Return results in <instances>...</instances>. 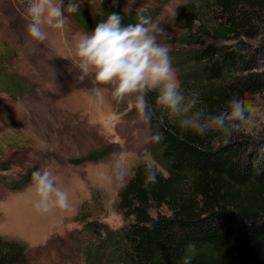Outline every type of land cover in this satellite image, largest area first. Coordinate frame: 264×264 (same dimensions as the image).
<instances>
[{
    "label": "trees",
    "instance_id": "trees-1",
    "mask_svg": "<svg viewBox=\"0 0 264 264\" xmlns=\"http://www.w3.org/2000/svg\"><path fill=\"white\" fill-rule=\"evenodd\" d=\"M95 14L79 10L71 14L81 28L92 30L118 13L123 25L138 15L126 14L99 0ZM167 1V0H163ZM195 12L187 33L180 39L191 47L183 58L190 74L204 81L201 95L205 113L224 108L237 96L249 98L264 91V0H195ZM95 26L87 25L89 18ZM127 22V24H126ZM10 58L0 49V88L21 94L28 83L11 70ZM165 118V126L160 119ZM162 135L159 160L169 176L158 172L156 183L145 185L143 170L120 191L119 209L126 219L118 229L89 226L97 245L88 248V264H264V141L240 132L225 144L220 133L205 137L181 133L166 116L156 119ZM166 127L173 128L176 135ZM183 134L184 139H178ZM193 145L204 147L198 150ZM91 151L87 159L104 157ZM2 169L7 168L1 163ZM31 172L8 187L22 189ZM187 184L188 193L174 194ZM179 197V198H178ZM166 205L169 214L151 210ZM102 248V249H101ZM22 244L0 237V264H24Z\"/></svg>",
    "mask_w": 264,
    "mask_h": 264
},
{
    "label": "rangeland",
    "instance_id": "rangeland-1",
    "mask_svg": "<svg viewBox=\"0 0 264 264\" xmlns=\"http://www.w3.org/2000/svg\"><path fill=\"white\" fill-rule=\"evenodd\" d=\"M193 1L135 0L130 5L128 0H112V5L126 14L133 12L138 19L143 15L157 20L166 32L161 40L171 48L182 88L202 95L207 86L190 74V62L183 54L191 47L180 39L193 18L197 6ZM100 7L99 0H84L80 10L95 14ZM26 8V0H0V49L10 58L11 70L28 83L21 94L0 88V164H7L0 167V237L24 246V264H88V248L97 245L89 226L118 229L133 219H126L119 209L122 188L107 178L110 153L120 145L126 162L135 165L137 154L149 147L159 173L169 176L159 160V143H145L159 132L156 119L166 113L155 104V93L146 97L153 113L150 126L138 122L135 111L124 114L132 99L118 105L106 90L102 98L96 97L90 81H80L70 62L58 56L67 48L55 31L49 30L44 43L28 36ZM94 22L93 17L86 24L94 27ZM92 30L81 28L68 16L69 42L76 33ZM251 98L264 106V91ZM241 132L264 141V117ZM103 149L104 157L84 159L91 151ZM45 165L57 176V186L69 192V209L38 212L31 179L22 189L8 187L10 181ZM187 193V184L174 188L180 198ZM151 212L169 214L170 210L161 205Z\"/></svg>",
    "mask_w": 264,
    "mask_h": 264
},
{
    "label": "clouds",
    "instance_id": "clouds-1",
    "mask_svg": "<svg viewBox=\"0 0 264 264\" xmlns=\"http://www.w3.org/2000/svg\"><path fill=\"white\" fill-rule=\"evenodd\" d=\"M115 3L116 0H113ZM26 31L33 41L44 43L49 40L50 31H55L64 42L66 52L58 56L70 62L78 72L80 81H90L96 97H103L105 90L116 104L132 103L126 107L125 115L135 111L138 122L151 125L153 113L146 99L155 93V104L166 113L181 133L191 132L205 137L209 132L220 133L224 143L243 131L254 120L264 117V106L259 101L234 96L224 108L208 111L198 107L202 104L199 91L186 92L176 75L170 56L171 48L161 38L166 36L162 25L150 16L141 15L134 24L123 25L121 16L112 12L99 22L91 32L76 33L69 42L66 38L68 16L80 10L84 0H26ZM134 4L135 0H128ZM165 126V118L160 119ZM176 135L173 128L166 127ZM159 132L150 135L146 145L159 143ZM183 140L184 135H178ZM198 150L204 147L193 145ZM109 155L107 178L116 186L126 187L134 170L141 168L145 185L156 183L159 169L149 147L137 154L135 165L126 162L123 148ZM31 184L35 190L34 208L41 213L53 207H72L70 194L57 186V176L49 166H41L31 174Z\"/></svg>",
    "mask_w": 264,
    "mask_h": 264
}]
</instances>
